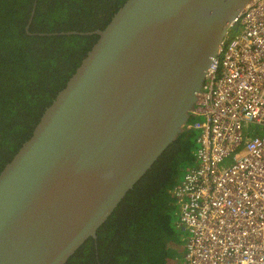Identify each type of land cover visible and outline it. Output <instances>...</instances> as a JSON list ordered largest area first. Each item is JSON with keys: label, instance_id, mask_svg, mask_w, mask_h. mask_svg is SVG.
<instances>
[{"label": "water", "instance_id": "water-1", "mask_svg": "<svg viewBox=\"0 0 264 264\" xmlns=\"http://www.w3.org/2000/svg\"><path fill=\"white\" fill-rule=\"evenodd\" d=\"M250 0H125L0 170V264H64L186 130ZM36 0L25 27L29 26Z\"/></svg>", "mask_w": 264, "mask_h": 264}, {"label": "trees", "instance_id": "trees-1", "mask_svg": "<svg viewBox=\"0 0 264 264\" xmlns=\"http://www.w3.org/2000/svg\"><path fill=\"white\" fill-rule=\"evenodd\" d=\"M124 1L36 0L26 32L34 0H0V170L97 39L54 33L102 29ZM193 132L177 136L64 264H186L173 189L194 164Z\"/></svg>", "mask_w": 264, "mask_h": 264}, {"label": "built area", "instance_id": "built-area-1", "mask_svg": "<svg viewBox=\"0 0 264 264\" xmlns=\"http://www.w3.org/2000/svg\"><path fill=\"white\" fill-rule=\"evenodd\" d=\"M191 116L194 164L173 189L185 262L264 264V0L232 21Z\"/></svg>", "mask_w": 264, "mask_h": 264}, {"label": "rangeland", "instance_id": "rangeland-1", "mask_svg": "<svg viewBox=\"0 0 264 264\" xmlns=\"http://www.w3.org/2000/svg\"><path fill=\"white\" fill-rule=\"evenodd\" d=\"M243 126V130H244V132L246 133H249L250 134V137L251 136H253L256 132H260V130H259V128L260 127H256L254 124H251V123H249V124H247V125H245V124H243L242 125ZM261 129V128H260ZM262 130V129H261ZM196 134V132H193V137H194V135ZM186 166H184L182 169H184ZM186 171V169L183 171V173ZM183 175V174H182ZM177 221H178V218H177ZM183 235H184V232H183ZM183 247V246H182Z\"/></svg>", "mask_w": 264, "mask_h": 264}, {"label": "flooded vegetation", "instance_id": "flooded-vegetation-1", "mask_svg": "<svg viewBox=\"0 0 264 264\" xmlns=\"http://www.w3.org/2000/svg\"><path fill=\"white\" fill-rule=\"evenodd\" d=\"M189 130V129H188Z\"/></svg>", "mask_w": 264, "mask_h": 264}]
</instances>
